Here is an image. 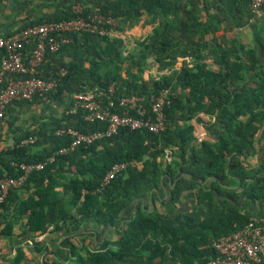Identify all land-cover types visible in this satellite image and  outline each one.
I'll return each instance as SVG.
<instances>
[{"label":"trees","instance_id":"obj_1","mask_svg":"<svg viewBox=\"0 0 264 264\" xmlns=\"http://www.w3.org/2000/svg\"><path fill=\"white\" fill-rule=\"evenodd\" d=\"M44 1H57L58 8L37 17L28 11L32 1H17L10 20L21 24L0 37L80 15H104L116 25L104 36L63 33L70 40L47 51L38 71L56 81L54 89L7 106L8 132L17 136L0 147V175L19 176L23 162L43 167L9 192L0 204V219L14 204V218L39 250L41 234L71 232L85 223L113 227L134 205L133 217L115 238L93 247L72 245L66 260L44 255L43 264H209L219 259L214 241L264 218V10L255 13L252 0ZM78 4L82 13L74 11ZM146 26L151 31L130 48L126 33ZM33 48L27 45L23 51L26 63ZM3 56L0 49V65ZM111 85L112 110L136 116V110L119 106L120 97H141L149 115L152 97L168 89L165 130L125 126L59 153L73 140L67 129L92 133L107 128V122L89 121L85 109L75 108L73 95ZM45 103L65 108L43 112L32 126H14L18 109ZM197 125L205 132L199 135ZM29 137L34 142L24 144ZM257 145L261 154L252 161L250 150ZM131 160L137 164L103 182L114 164ZM165 179L171 180L170 191L161 196ZM20 189L25 197L16 196ZM189 191V206L183 208ZM13 228L8 219L0 232L10 236ZM16 250L14 257L0 254V264H24V250Z\"/></svg>","mask_w":264,"mask_h":264},{"label":"built area","instance_id":"obj_2","mask_svg":"<svg viewBox=\"0 0 264 264\" xmlns=\"http://www.w3.org/2000/svg\"><path fill=\"white\" fill-rule=\"evenodd\" d=\"M252 9L260 15L264 10V0H252ZM74 11L82 13V6L76 5ZM115 25V19L104 15L95 14L88 17L80 15L70 20L30 25L8 36L0 37V49L4 52L0 65V123L4 120L7 106L12 101L32 100L38 92L54 89L56 81L40 77L38 71L45 61L47 51L55 52L61 44L70 40L69 37L63 36V33L85 31L104 36L113 33ZM31 44L34 45L32 57L26 63L23 51L27 45ZM65 73L66 70H63L62 75ZM113 92L114 87L111 85L108 90L96 88L87 93L73 95L75 108L85 109L86 118L89 121L99 119L107 122V128L92 133H84L73 128L67 129V133L72 135L73 140L69 146L61 148L59 153H67L78 144H90L102 137L116 134L121 127L125 126L131 129L146 128L154 133L165 130L164 109L168 89L152 97V114L149 113V115L146 108L140 104L141 97L123 96L118 99L119 106L136 110L140 116L112 110L116 107L115 101L111 100ZM104 98H107V102ZM34 140L33 137H29L23 143H32ZM136 164L137 160L114 164L103 182L108 183L124 172L129 165ZM19 166L22 173L17 177L0 175V204L5 201L12 189L20 188L25 184L33 170L41 169L43 163L23 162ZM214 246L221 257L211 260L209 264H260L264 255V218L250 220L243 229L214 241Z\"/></svg>","mask_w":264,"mask_h":264},{"label":"crops","instance_id":"obj_3","mask_svg":"<svg viewBox=\"0 0 264 264\" xmlns=\"http://www.w3.org/2000/svg\"><path fill=\"white\" fill-rule=\"evenodd\" d=\"M17 1L33 2V5H31V9L28 8V11L32 13V17H37L46 12H52L54 10H57L58 8L57 1L50 3L44 0H0V34L6 33L10 30H16V28L20 26V21L10 20V18L15 15L13 13L12 6H15V4H17ZM19 15L23 18H27V16H25L26 13H19ZM136 29L137 31L139 30L141 32V29L143 28ZM147 34L148 33H145V36ZM64 108L65 107L63 105H49L48 103H45L39 105L33 104L29 108L18 109L15 114L19 115V118L14 122V126L20 128L32 126L34 123H38V120L43 112H46L48 114L62 113ZM10 126L11 125H9V123L5 120L0 123V136H2V138H0V147H4L12 143L13 137L17 136V134L8 132L9 128L11 129ZM250 152V159L252 161L257 160L261 154L260 145H257L255 148L251 149ZM179 179V181L182 180L181 177ZM165 183L168 185V187H170L171 180L165 179V181L163 182V187L161 190H159L161 196H166L168 194V191H165ZM186 184L188 185L187 182ZM25 192V189H20L16 192V196L20 198L25 197ZM189 193L192 194L191 192H188V194ZM149 200L150 199H147V202H149ZM134 210V205L127 208V210L121 216L119 222H117L113 227L106 228L95 223H85L79 230L71 232L59 231L56 233L48 232L45 234H41L38 237V240L40 241L38 243L39 250H36L30 238V234H26L24 232L22 222L17 218H14L16 216L15 205L12 204L9 206L6 216L0 219V227H3L4 222L8 219L11 220L14 224L12 235L3 236L0 232V254H10V257H14L17 252L16 249L20 247L24 250V253L26 255L25 259L23 260L24 264H43L42 260L44 255L57 257L60 260H66L71 255L72 245H86L88 247H93L100 244L105 238H115L116 236H118L123 227L127 224L128 219L133 217Z\"/></svg>","mask_w":264,"mask_h":264},{"label":"rangeland","instance_id":"obj_4","mask_svg":"<svg viewBox=\"0 0 264 264\" xmlns=\"http://www.w3.org/2000/svg\"><path fill=\"white\" fill-rule=\"evenodd\" d=\"M151 28L152 26H146L145 28L141 29V33L139 30L137 31V29L135 30H132L128 33H126V35L124 37H127V42L129 43V46L130 48H133L135 46V39L137 38H142L143 36H145V33H149L151 31ZM135 31V32H134ZM238 35L245 41V42H249L250 43V40H249V35L243 30V29H238ZM152 73H157V66L154 65L153 68H152ZM197 128H198V134L199 133H202L204 132V130L202 129L201 126H198L197 125ZM200 135V134H199ZM180 180V179H179ZM185 184L186 182L189 183V180L188 179H185L184 180ZM165 186V191H170V187H168V185L165 183L164 184ZM186 186L188 187V185L186 184ZM190 192V191H189ZM192 194H186L183 198H182V205H183V208H188L189 206V199H188V196H190ZM148 204V203H146Z\"/></svg>","mask_w":264,"mask_h":264}]
</instances>
